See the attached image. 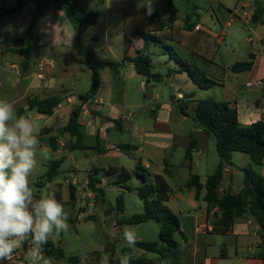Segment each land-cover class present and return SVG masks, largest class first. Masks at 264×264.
Masks as SVG:
<instances>
[{
	"label": "crops",
	"instance_id": "obj_1",
	"mask_svg": "<svg viewBox=\"0 0 264 264\" xmlns=\"http://www.w3.org/2000/svg\"><path fill=\"white\" fill-rule=\"evenodd\" d=\"M38 1L40 0H0V43H3V45L0 44V46H4L5 48L13 40L23 39L28 36L32 18L40 10ZM79 1L87 9L98 12V19L102 14L99 10L102 9L108 10V14H114L115 16L119 15L122 16V18H125L123 14H127V11L125 12V10H127L125 5L126 0ZM254 1L259 0H238V4L243 2L240 8L241 10L239 11L237 7L232 11L229 10L227 20L223 25H220L218 18H216V22L211 20V25L206 27L198 21L194 26L200 25L201 29L196 31L198 35L195 41L190 40L185 51L182 50V48H184L182 46L183 43L176 42L179 46L176 52L181 57L197 65L201 62V66L198 65L199 68L203 70L209 78L217 82V85L210 89L202 90L205 92L204 95L209 96L208 91L221 87V89L225 91V95L223 94L221 97L219 93L214 92L217 96L216 101L234 104L237 110L238 121L244 126L250 125L258 120H264V13H262L258 21L252 20V15L255 10ZM18 4L20 5L18 6ZM261 6L262 9H264V4L261 3ZM152 16L153 14L151 16L146 15L141 18L139 17L138 19L140 20L136 24H152L156 19V17ZM235 21L241 23L248 31L249 36L245 39L244 46L246 50L238 54L234 53L235 57L233 59H229L224 66H219L214 62L217 56L218 46L225 41L227 32ZM136 24L133 25V27L137 26ZM80 30L81 28L78 33L75 31L63 10L53 7L40 10L33 24L32 34L30 38L28 37L27 43L23 45L31 55L29 68L25 71V75L19 76L18 79L14 76L15 80H12L14 85H19L20 83V90L18 94H16V99L14 100L16 102L22 101L24 106L29 98H33L37 95L38 91L43 95L37 97L40 99L58 95L61 97L62 102L59 104L58 108L55 109L52 115L48 116L54 117V120L52 118L51 122L44 126L47 129L46 133L42 132L43 127L39 135L41 137L47 135L48 138L50 136L57 137V150L53 152H61L60 141L58 140L59 137L56 132H54V128L57 127L61 129L65 126L72 108L79 104L78 96L83 94H78L76 100V98L71 95V89L66 86V81L68 79L76 78V67L70 62L64 63L62 61L63 55H56L55 58H57V60L60 59V67L56 69L54 57H47L45 51L48 48L68 47L73 50L74 54L77 53V55L83 57L77 52ZM193 30H187L186 35H188V33H193ZM126 37L129 38L128 31ZM164 38L165 39L162 40L164 42H175V39ZM134 41L141 43L138 49L143 46V41L141 39L132 38L131 45ZM12 54L21 58L19 60V65H21L23 60L22 55L18 53ZM148 54L150 56L149 51ZM161 54L164 57L165 54ZM128 55L130 57L134 56V54H129V51ZM121 60L122 57L120 61L116 62L120 63ZM169 60L171 61L173 59L169 58ZM247 61H252V66L249 70L241 72H233L231 70L233 64ZM218 63H221L220 58H218ZM83 65L91 74V71L85 64L84 57ZM14 66L16 65H10V69ZM177 68L178 64L174 61L169 71ZM100 71H104V69ZM169 71L167 73L169 79L175 80L176 77H178L180 78L179 83L187 85L186 79H190V77L186 72L169 74ZM29 72L30 74H28ZM32 72L34 76H32ZM153 72H155L154 67ZM221 73H223V79H220L218 76L221 75ZM30 77H32V80H30L31 82L28 85L26 81ZM100 77L101 84L98 93L87 103L83 104L81 108L78 122L82 134V144H84L87 149L78 150L84 152L88 151L102 158H109V156L123 153L134 159L136 158L135 168L140 166L145 169L146 173L149 174L148 181L152 182L155 176L163 178L169 188L168 200L164 205L177 217L179 224V230L173 233V239L180 249L181 264H264L258 255L260 252L261 234L258 225L255 228L250 227L249 222H256L251 215L245 214L236 218L230 231L227 233L215 232L213 230L212 221L216 216V209L207 212L206 203L202 199L204 191H201L199 198L196 200L194 190L186 187L189 169L200 178L197 166H201L204 158L207 156L206 152L208 150L209 140H211L204 134L199 124L194 120V117H189L187 113L188 103L190 101L193 100L196 102L206 98L200 97L201 95L196 92V89L199 88L192 82L193 89L184 93L181 91L180 86H176L171 88L167 101H163L162 99L161 102H157L160 96L159 93L155 91L156 86L151 85L153 81L147 82L145 78L137 75L133 64L130 62L122 63L116 73L111 72L110 76L108 75V78H111L106 82L111 86V90L107 93L102 91L103 85L106 82L101 74ZM136 77L140 78V89L143 93L142 99H144L146 104L145 102H138L140 100L136 99L135 96L133 97V103H131L132 99H130V97L125 98V83ZM244 78L247 79L242 81ZM162 80L163 76L161 80L153 83L158 84ZM248 88H255V90L249 93L247 92ZM245 91L247 92L245 95L247 97H238ZM31 92H34V96L29 94ZM15 101H12V103ZM150 103H152V107H149ZM64 104L71 105V109L66 117L59 114ZM179 104L186 105V113H182L179 110ZM128 107H136L137 110H141L145 116L142 117L138 115L139 117H137L129 111H126L127 115L125 116L123 111ZM176 108H178L179 112L176 111ZM104 110H106V112ZM145 110H147V114ZM30 112H28V116ZM43 116L47 115L36 113V117ZM145 118L151 119L152 124L144 123ZM189 120H191V122H189ZM65 135L68 136L66 144L67 150L63 152L67 154L59 157L64 158L63 162L67 157H71L74 160L76 158L74 152L77 151L69 150L68 146L73 140L68 134H61L59 131V136ZM191 140L193 142L191 161H187L185 159V151ZM118 145L127 147L123 151ZM180 150L183 152L182 157L179 156ZM85 157L87 156L85 155ZM145 164L149 165L148 169L144 167ZM110 167L122 168L130 173L124 167L112 165L97 167L95 165H90L88 168L84 169L83 175L80 176L77 174V178H79L77 182L73 180V177L75 178L74 172L68 170L64 176H61L59 168L60 174L52 181L41 184L39 188H44L47 184H51L52 186L48 188V191L54 193L56 199L63 203H66L63 197L64 185L67 187L68 196L69 187H72L74 200L78 194H86L87 199L91 198L95 200L96 197L93 195L95 194L93 193V189L85 186L89 184L88 176L93 174L95 170H106ZM232 167L233 171H231ZM180 169L182 170L181 175L179 173ZM241 169L242 168H240V171ZM74 170L75 174L78 173L77 169H73V171ZM258 172L264 176V164L258 167ZM235 173H237V169H235L233 162L231 166H225L219 189L220 193L231 191V179H233ZM81 179L83 182H81ZM226 180L228 182H226ZM204 181L205 179L200 178L201 183H204ZM141 183L143 184L142 181ZM96 185L98 186L99 184L97 183ZM117 187L123 190V188ZM69 201H71L70 196ZM78 219H81L80 215H78L74 221ZM140 256L146 257L143 253L140 254ZM25 259L26 256L24 257V260ZM90 262L95 263V259L90 260ZM24 263L31 264V261L26 259ZM63 263L64 261H61L58 264ZM83 263L86 264V261L84 260Z\"/></svg>",
	"mask_w": 264,
	"mask_h": 264
},
{
	"label": "rangeland",
	"instance_id": "obj_2",
	"mask_svg": "<svg viewBox=\"0 0 264 264\" xmlns=\"http://www.w3.org/2000/svg\"><path fill=\"white\" fill-rule=\"evenodd\" d=\"M259 1L264 4V0ZM145 2L146 0H126L125 5L127 10H125V12L127 11V14H123V16L125 15V18H122V16L119 15L115 16L114 14H108V10H99L102 14L96 25H84L81 27L80 39L83 46L91 51L97 58L111 62L120 61L123 56L124 38L127 36V31L132 28L138 27L141 30L149 32L160 30L155 32V34H158L161 39L164 37L175 39V42L169 41L159 43L157 45H152L149 48L154 71L163 76V80L160 83L156 84L151 82V85L156 86L155 91L159 93L160 97L157 99V102H161L162 99L163 101H167L171 88L180 86L181 91L187 93L189 90L193 89V83L192 80L186 79L187 85H183L182 83H179L180 78L176 77L175 80H171L167 77V73L172 67L174 60H169V56L165 53V49H163L162 46L167 45L176 51L179 49L176 42H181L184 47L182 50L185 51L190 40L195 41V38L198 35L196 30L193 28L198 21L206 27L211 25V20L216 22V18H218L220 25H223L227 20L228 11H232L235 7H237L240 11L243 2L238 4V0H171L178 12L176 20L173 24H169V15L165 11L167 8V0H153V14L155 13L154 17H156L154 23L147 25L139 23L137 25L136 23L140 20L138 18L147 15L146 9L142 6ZM187 20L192 26L191 29H194L193 33H188V35H186L187 30L185 29ZM135 24L137 26L133 27ZM248 36L249 34L246 27L235 21L232 24V27L228 30L225 41L218 46L217 56L214 59V62L219 66H224L229 59L231 60L235 57V54L245 52V39ZM140 45L141 43L134 41L130 46L129 54L133 55L134 51L137 50ZM4 49V46H0V98H6L8 102L12 103V101H15L14 99H16V94H18L20 90V83L19 85H14L12 80H15L14 76L18 79L19 76L25 75L26 72H23L21 65H19V60L21 58L17 55H13L11 52H7ZM161 53L165 54L164 57ZM45 54L47 57H54L56 69H59L60 67V59L57 60V58H55L56 55H63L62 61L64 63L70 62L76 67V78H67L68 80L66 81V86L71 89V95H73L76 100L78 94H84L89 90L91 85V74L83 65V57H80L77 53L74 54L73 50L68 47L48 48L46 49ZM218 58H220L221 63H218ZM10 65L16 66L10 69ZM198 65L201 66V62H199ZM110 73L111 72L108 69L100 71V74L104 78L105 82L111 78H108ZM28 74H30V72ZM32 76H34L33 72ZM218 76L220 79H223V73ZM245 79L247 78H244L242 81H245ZM30 80H32V77L26 81L28 85L31 82ZM109 90H111V86H109L107 82L104 83L102 91L107 93ZM124 90H126L125 98L130 97V99H132L131 103H133L134 96L136 99L140 100L138 102H145L144 99H142L143 93L140 89L139 77L126 82ZM254 90L255 88H248L247 92L250 93ZM196 92L201 95L200 97L216 100L217 96L214 92L219 93L222 97L225 91H223L221 87H218L208 91L209 96L204 95L205 92L199 89H196ZM247 92L245 91L238 97H247L245 96ZM29 94L34 96V92ZM41 96L43 95L38 91L37 95L33 98ZM12 104L15 106L16 111L19 107L24 106L22 101H15ZM151 105L152 103H150L149 107H152ZM195 107V101L192 100L188 103L187 113L191 118L194 117ZM70 109L71 105L64 104V107L63 109H60L59 114L66 117ZM104 111L106 112V110ZM126 111H129L137 117H139L138 115H141L142 117L145 116L141 110H137L136 107H128L125 109L123 111L125 116L127 115ZM176 111L179 112L178 108H176ZM145 113L147 114V110H145ZM29 117L36 125L39 126L40 130L46 124H49L52 118L54 120V117H36L35 111L30 112ZM144 120V123L152 124L151 119L145 118ZM189 122H191V120H189ZM58 129L59 128L55 127L54 132H56L59 137L58 140L60 141L61 152L58 153L51 150L49 158H45L41 150L43 147L49 148L47 142L48 136H39L41 147L37 149L38 164L30 177V184L37 198L49 193L48 188L52 185L47 184L44 188H38L36 187L35 182L42 180V175L46 171L50 161L67 154L63 151L67 150L66 144L68 136H59L60 129L59 131ZM46 131L47 129L44 127L42 132L46 133ZM206 154L207 156L204 158L202 165L197 166L201 179H205L207 175L211 174L220 160L216 152L215 142L212 139L209 140V146ZM85 155L87 157H85ZM74 156L76 157L74 160L71 157H67L60 167L61 176H64L68 170L74 172V181L79 179L77 178V174L80 176L83 175L84 169L88 168L90 165H95L97 167H107L109 165L124 167L131 174L136 166V158L134 159L133 157L123 153L109 156V158H102L88 151L84 152L77 150L74 152ZM179 156H183L182 150H180ZM232 162L234 163L235 169H237V173H235L233 175V179H231L230 192L235 194L240 191L243 185V173L240 171V168L248 166L250 161L246 154L236 152L233 153ZM73 169H77L78 173L75 174V170L73 171ZM255 170L258 171V167H255ZM231 171H233V167L231 168ZM179 173L181 175V169L179 170ZM131 176L132 177L129 181L123 183V190H120L116 185L111 183L114 179H116V175H113L110 179H104L106 178L105 174L99 170L95 178L98 180V186L103 190L95 191V194H93L96 197L95 200L91 198L87 199L86 194H78L73 202L69 201L67 187L66 185L63 186V197L66 203H61L64 205L65 211L68 213V223L70 224V229L67 233H62L60 236H53L49 240H51L55 245H58L66 255H74L79 258V261L76 263H67L64 261L63 264H84V260L86 261V264H99L100 259L104 254L109 255L110 264H117L119 263L120 256L123 254L122 249H124L126 253H130L133 258L139 257L142 253L146 256V258H155V254L146 253L138 249L136 246L128 248L123 240L122 230L126 226L136 232L138 241L155 242L159 239V226L154 221H147L138 225L119 223L121 220L127 219L133 215L142 214L144 212L143 203L135 191L137 187L142 185L141 180L134 175ZM82 179L81 182H83ZM226 182L228 181L226 180ZM85 186L88 187L87 184ZM127 188L131 190H128ZM118 195H121L122 197L121 201L123 211H120L117 208L119 203L117 198ZM78 215H80L81 219L74 221ZM85 218L92 219L85 220ZM92 259H95V263L90 262Z\"/></svg>",
	"mask_w": 264,
	"mask_h": 264
},
{
	"label": "trees",
	"instance_id": "obj_3",
	"mask_svg": "<svg viewBox=\"0 0 264 264\" xmlns=\"http://www.w3.org/2000/svg\"><path fill=\"white\" fill-rule=\"evenodd\" d=\"M20 4H18L19 6ZM40 10L48 7L61 9L75 31L78 33L79 29L84 25H95L98 20V12L87 9L79 0H40L38 1ZM255 10L252 15L253 21H258L264 9H262L259 1H254ZM18 9V7H17ZM37 12V14L40 13ZM166 13L169 15V24H173L176 20L177 8L172 4L171 0H167ZM35 14L32 18V24L28 30V36L23 39L13 40L4 50L11 53H18L22 55L21 69L23 72L27 71L31 61L29 51L23 47L27 43L28 37L32 34L33 24L36 20ZM155 16V13L153 14ZM152 16V17H153ZM188 18V17H187ZM192 26L185 24V29L189 30ZM160 31L156 30L155 32ZM155 32L144 31L139 28H132L128 31L129 38H124V49L121 62H111L101 60L86 49L82 41L78 39L77 52L85 59V64L92 74V83L90 89L83 95L78 96L79 104L74 106L70 112L69 118L65 126L60 129L61 134H68L73 140L68 146L69 150H84L87 147L82 144V134L78 122L82 105L91 100L97 93L101 84L100 70L109 69L116 73L122 63L130 62L133 64L137 75L145 78L147 82H158L162 76L159 73L153 72L152 60L148 54L149 48L152 45L164 43L165 38H160ZM132 38H139L143 41V46L135 50L134 56L130 57L128 51L131 45ZM3 45V43H0ZM165 53L170 59H173L178 68L169 71V74H180L186 72L192 82L201 90H207L217 85V82L209 78L197 64L192 61H187L181 57L174 49L167 45L162 46ZM252 61L237 62L231 66L233 72L247 71L251 68ZM62 102L61 97L50 96L44 98H29L25 106L17 109L18 114H25L30 111H36L40 115L50 116L54 113ZM179 110L186 113V105L179 104ZM194 120L199 124L204 134L214 140L216 152L219 157V162L214 171L207 175L204 183L200 182L197 174H194L189 169V175L186 182V187L193 189L195 199L199 198L201 191H204L202 197L206 203L207 212L216 209V216L212 221L213 230L215 232L227 233L230 231L233 222L245 214L251 215L259 227L261 234L259 258L264 263V176L255 170V167H260L264 164V120H258L250 125H241L238 121L237 110L234 104H229L223 101H216L210 99H200L196 101ZM49 148L52 151L57 150V137L50 136L47 139ZM124 151L127 146L118 145ZM193 149V142L190 141L185 151V159L191 161ZM244 153L248 156L250 164L241 169L243 173V185L238 193H231L230 191L219 192L220 184L223 178L225 166L232 165L233 153ZM64 158H59L50 161L46 171L42 175V180L35 182L37 187L41 184L52 181L59 173V168L63 163ZM102 171L107 179L116 175V179L111 182L113 185L123 188V183L131 179V175L139 178L143 184L135 189L137 196L143 203L144 212L142 214L133 215L127 219L121 220L120 224L138 225L147 221H154L159 226V239L155 242L137 241L136 247L146 253L155 254V258L149 259L146 257L133 258L131 264H181L180 263V249L176 241L173 239V233L179 230L177 217L164 205L168 200L169 188L165 181L160 176H155L153 181H148V173L145 169L137 166L132 174L126 172L124 169L110 167ZM99 170H95L93 174L88 176V187L95 191H102L103 189L96 184L98 180L95 178ZM118 174V176H117ZM128 190H131L127 188ZM70 200L74 201V193L72 187H69ZM119 203L117 208L123 211L122 197L118 195ZM92 219V218H85ZM108 248V246H107ZM106 248V249H107ZM129 252V250H128ZM123 254H129L122 249ZM122 254V255H123ZM45 255L54 258V264L61 261L76 263L78 257L74 255L67 256L64 251L55 245L51 240L45 245ZM25 262L24 257H22ZM119 264V263H117Z\"/></svg>",
	"mask_w": 264,
	"mask_h": 264
},
{
	"label": "clouds",
	"instance_id": "obj_4",
	"mask_svg": "<svg viewBox=\"0 0 264 264\" xmlns=\"http://www.w3.org/2000/svg\"><path fill=\"white\" fill-rule=\"evenodd\" d=\"M142 6L147 15L153 14V0ZM26 113L18 114L12 103L0 98V264H12L14 253L26 242L31 245L26 253L31 264H54V258L45 255V245L69 231V216L54 193L37 198L31 187L40 129ZM41 150L49 158L51 149ZM122 236L128 248L136 245L138 237L131 228L126 226ZM131 261V255L123 254L119 264ZM99 264H110L109 255L104 254Z\"/></svg>",
	"mask_w": 264,
	"mask_h": 264
},
{
	"label": "built area",
	"instance_id": "obj_5",
	"mask_svg": "<svg viewBox=\"0 0 264 264\" xmlns=\"http://www.w3.org/2000/svg\"><path fill=\"white\" fill-rule=\"evenodd\" d=\"M194 29L196 31H199L201 29L200 25H196L194 26ZM144 167L146 169L149 168L148 164H145ZM249 225L251 228H255L257 226L256 222H249ZM30 242H26L20 249H18L15 253H14V257H13V261L12 264H25L22 260V257L26 256V253L28 251V249L30 248ZM4 264H8V262H4Z\"/></svg>",
	"mask_w": 264,
	"mask_h": 264
}]
</instances>
